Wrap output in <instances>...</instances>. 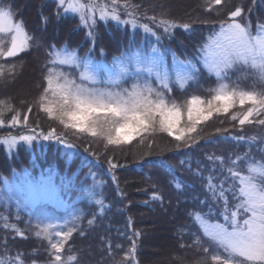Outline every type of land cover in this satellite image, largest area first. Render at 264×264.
Segmentation results:
<instances>
[{"label": "trees", "instance_id": "obj_1", "mask_svg": "<svg viewBox=\"0 0 264 264\" xmlns=\"http://www.w3.org/2000/svg\"><path fill=\"white\" fill-rule=\"evenodd\" d=\"M81 2L87 4L89 0ZM123 2L119 0L121 20L129 18ZM5 3L11 6L14 19L23 21L31 39L24 51L13 57H0V64L10 65L4 67V75L0 76V100L9 102L29 119L27 126L12 127L7 121L14 113H6L0 137L30 134V129L47 134L49 129H55L74 149L59 145V140L43 138H38L39 143L33 140L30 145L20 142L10 151L0 144V259L7 264L19 254L24 264H50V245L33 236L29 229L35 211L28 199V184L43 180L66 204L60 216L71 208L83 210L74 226L76 231L61 251L65 264H215L212 255H220L223 260L226 255L223 249L203 234L191 214H207L209 204L215 209L222 207L221 202L212 200L208 177H213L216 185L224 182V188L232 186L233 191H238L239 181L232 178L228 169L247 174L249 161L264 157V127L251 124L241 129L229 114L214 115L198 124L187 143L166 132L144 133V137L149 135L146 140L159 145L158 150L166 149L146 156L133 146L139 137L119 146L105 147L101 140L93 143L91 139H95L91 136L77 133L78 136L48 117L37 102L47 84L44 76L53 66L49 54L54 50L75 51L79 58L99 63L154 45L165 54V59L173 54L181 61H192L199 69L195 79L189 80L184 88L170 82L171 91L164 90L167 101L183 106L192 95L208 99L218 80L199 62L200 47L216 32L221 21L229 20L230 12L237 6L244 9L242 15L251 21L252 27L264 23V0H256L251 12L248 9L253 7L252 0H221L220 5L213 7H209L210 0H129L138 6L128 9L135 14L137 26L112 19L102 21L97 13V23L92 29L95 42L88 36L89 28L80 23L79 14L58 8L56 0H5ZM97 3L111 7V0ZM150 17L156 21H175L176 26L165 33ZM185 23L190 29L181 27ZM141 24H149L156 35L146 32ZM0 38L6 43L10 39L3 34ZM243 71L244 68L234 69L224 81L246 88L253 80L241 78ZM129 81L127 77L118 85ZM238 136L244 139H235ZM253 136L256 140L250 142L248 138ZM154 151L157 150H151ZM245 153H249L248 159H237ZM109 160L117 167L111 168ZM154 193L159 199H153ZM228 198L230 211L234 210L232 205L239 200H233L231 192ZM96 200H102L103 205L96 204ZM5 217L8 224L23 232L22 236L4 227ZM244 218L237 217L241 221ZM204 219L225 223L215 211L204 215ZM133 242L134 257L129 254ZM70 256L76 259L69 260Z\"/></svg>", "mask_w": 264, "mask_h": 264}, {"label": "snow or ice", "instance_id": "obj_2", "mask_svg": "<svg viewBox=\"0 0 264 264\" xmlns=\"http://www.w3.org/2000/svg\"><path fill=\"white\" fill-rule=\"evenodd\" d=\"M252 3L253 7L248 9L249 12L254 10L256 0H252ZM220 4L221 0H210L209 7ZM57 6L65 8V11L78 13L80 23L89 28L88 36L93 42H95L96 35L92 29L97 23V13L102 21L112 19L130 24L134 28L138 24L135 14L128 11L129 8L138 6L130 4L129 0H124L122 5L129 17L124 20H121L119 0H111L110 8L107 4L97 3V0H89L87 4L82 3L81 0H57ZM243 12L244 9L237 6L234 11L230 12L229 20L221 21L220 30L209 35L207 42L199 49L201 53L199 62H202L207 71L215 74L216 79L221 81L216 88L211 89L213 94L208 99L192 95L185 105L181 106L175 102L169 103L164 93L157 91L150 80H145L144 83L137 81L131 85V88L117 90L89 87L86 83H76L64 72L51 67L44 76L47 84L37 102V107L48 117L59 121L66 129L88 134L93 138H102L105 147L126 144L135 137H139L143 142L144 133H155L156 131L175 135L178 141L187 143L192 140L190 134L197 130L200 122L221 114H229L230 119L237 121L241 129L251 124L264 127V23L257 24L256 34L253 35L251 21L242 15ZM47 19V17L44 18L45 22ZM149 19L157 22L165 33L176 26L175 21L167 19L156 21L155 17ZM241 20L245 22L242 23ZM139 26L146 32L156 35L149 24ZM181 27L190 29L191 26L185 23ZM0 34L10 37L7 43L0 38V57H13L24 51L31 39L25 32L23 21L14 19V12L5 0H0ZM51 47L55 49V45ZM158 52L159 49L153 46L152 52L147 55H142L137 51L131 56L122 54L121 57L114 58L117 71L109 76L106 83L115 88L125 77L146 72L149 76L154 75L162 88L171 91L169 73L163 64L162 57L157 59ZM49 55L52 56L50 63L53 65L57 63L75 64L78 68L81 67L80 58L75 51L54 50ZM89 63L88 60L83 62L84 70L80 73V80L95 85L99 81L97 76L89 71ZM181 64L183 71L176 73V83L180 88H184L189 80L195 79V74L199 69L192 61L181 62ZM130 66L134 67V71ZM236 68H244L245 71L241 73V78L251 77L253 83L246 88L223 83L222 81L226 80L229 73ZM3 75L4 67L0 65V76ZM29 111H31L30 108ZM8 112L14 113L10 121H7L8 125L27 126L29 117L21 115L9 102L4 100H0V126L6 124L5 114ZM217 131L219 132L220 129ZM29 133L8 136L0 142L6 144L9 149L14 147L18 141L31 144L38 138L56 139L61 143H66V140L57 134L55 129H49L47 134L43 131L35 133V129H30ZM235 139L243 140L244 137L238 136ZM248 139L254 142L256 137ZM68 146L73 147L74 145L69 144ZM209 158L212 159V157ZM248 158L249 153H245L243 157H237L238 160ZM215 159L221 160L220 157ZM108 163L111 168L117 167L112 164L111 160ZM232 163L235 164V161ZM228 172L234 180L238 179V191H233L232 186L224 188V182L216 185L213 183L214 178L208 177L207 187L212 193V200L221 202L222 207L215 209L213 204H209L207 214L196 212L191 215L194 216L195 222L199 223L203 234L222 248L226 254L223 260L220 255H212L211 260L215 264H264V157L260 161L250 160L247 165V174H241L233 168H229ZM176 187L180 189L181 185L177 183ZM229 192L232 193L233 200H239V203L232 205L234 210L231 211ZM153 199H159V197L154 193ZM95 203L103 205L102 200H96ZM214 211L217 215L223 216L225 223H210L204 219V215H211ZM242 215L246 218L242 221L237 219ZM79 218L74 216L73 221ZM4 220L6 229L10 227L19 235H23L22 231L16 229V225L7 223L6 217ZM89 223L93 221L90 220ZM36 227L38 230L35 235L49 241L52 253L50 264H65L61 251L64 250L76 228L55 232L58 239L52 242L55 225L37 224ZM196 242H200L199 237L196 238ZM135 251L136 245L133 242L129 254L134 257ZM68 259L75 260L76 257L70 256ZM0 264H6V261L0 259ZM7 264H24V262L18 254Z\"/></svg>", "mask_w": 264, "mask_h": 264}, {"label": "rangeland", "instance_id": "obj_3", "mask_svg": "<svg viewBox=\"0 0 264 264\" xmlns=\"http://www.w3.org/2000/svg\"><path fill=\"white\" fill-rule=\"evenodd\" d=\"M98 17H99V15H98ZM256 26L257 25H255V26H253L251 28V31H252L253 35L256 34V30H257ZM219 30H220V28L218 26L216 32H218ZM206 42H207V38L205 39L204 43H206ZM152 48H153V46L148 47L147 49H145V50H143L141 52L139 51V52L142 55H147V54H150L152 52ZM156 48L159 49L158 47H156ZM62 50L65 51V52H72V51H68L66 49H62ZM137 51H135V52H137ZM135 52H128V53H125L124 55L125 56H131ZM121 56H119V57H121ZM200 56H201V53L199 51V57H198L199 60H200ZM5 57H3V58H5ZM156 57H157V59H160L162 57L163 64H164V66L167 67V70H168V73H169V83L172 82V83L177 84L176 83V73L183 71V65L181 64V62H187V61H181L180 59L175 57L173 54L171 55L170 59L167 60V59H165L166 58L165 54L162 53L160 49H159V52L156 54ZM51 60H52V57H51ZM85 60H88L90 62L89 63V71L94 73L97 76V79H98L99 82L97 84H95V85H92L91 83H89L87 81H83L82 82L80 80V73H81V71L84 70L83 69V62ZM80 62H81V67H79V68L75 64H70L69 65V64H59V63H57L56 65H53L52 67H56L59 71L64 72L65 74H67L69 76L70 79L75 80L76 83H78V84L79 83H86L87 86H89V87L110 88V89H113V90H117V89H122V88H131V85L133 83H136L137 81L140 82V83H144L145 80H150L152 86L154 88H156L157 91H160V92L164 93L165 89L162 88L159 85V82L156 80L155 76L154 75L149 76L148 73H146V72H140V73H136L135 75L127 76V77L130 78V81L127 82L124 85H117V86H115V88H114L113 85H111L109 83H106V81L108 80L109 76L110 75H114L115 72L117 71V68H116V65H115V62H114V58L111 59L110 61L99 62V63H94L92 60L87 59V58H80ZM201 64H202L203 68L207 71V69L204 67L202 62H201ZM0 65H2V64H0ZM6 66L9 67L10 65H5V63H4L3 67H6ZM130 68L134 71V67L133 66H130ZM210 74H212V73H210ZM213 75L215 76V74H213ZM127 77H125L124 79H126ZM222 82L229 84L226 81H222ZM218 83H221V81H218L216 86H214V88L217 87ZM186 101L184 102V105H185ZM67 130L68 131H73L75 134H77V132H75L72 129H67ZM79 134L88 135V134H84V133H79ZM79 134H77V135L79 136ZM172 136H175V135H172ZM6 137H8V136H6ZM147 137H149V135L144 137L143 142H141L140 138L135 137V138H138V142L133 143V146L137 147V151L138 152H140L141 154L145 155L147 153H157V152H162V151L166 150L165 148H163L162 150H158L159 147L157 149L156 146H159V145L155 144V141H151V140H148V139L146 140L145 138H147ZM3 138H5V137H0V140H2ZM91 138H93V137H91ZM93 139H95V140L91 139V141L93 143H98V141H100V140L103 143H105L102 138H93ZM153 140H155V139H153ZM20 142H24V141H18L16 143V145L14 147H12L11 149H9V147L6 144L2 143V142H0V144H3L4 147L8 151H10V150L15 149L17 144L20 143ZM24 143L26 145H30L27 142H24ZM37 143H39L38 139H37ZM69 144H71V143H69L67 141H66V143L59 142V145L65 147V148H67V149H69L71 151L72 149H74V146L73 147H69L68 146ZM96 146H98V144ZM146 148H148V149H146ZM153 149H155L157 151L151 152V150H153ZM148 155L149 154H147L146 156H148ZM157 155H159V154H157ZM48 186L49 185H47V183L45 181H43V180L37 182L36 184H30L29 183L28 184V190H29L28 199H29V202L32 205V209L35 211L34 215L32 214L31 224L29 225V229L31 230L33 236H35L39 240L43 239L49 244V241L47 239H44V238H41V237H37L35 235V232L38 230L36 225L37 224H41V225H43V224H52V225H55L56 228L53 231V240H52V242H55V240L58 239V237L55 236V232H58V231H61V230L62 231H68L69 228H73L75 226V224L77 223V220L73 221V217L74 216L81 217L83 210H79L76 207L75 208H71L70 210H67L62 216H60V214L63 213V210H64L66 204L63 203L60 200V198H58L57 193L53 189L49 188ZM212 223H216V222H212Z\"/></svg>", "mask_w": 264, "mask_h": 264}]
</instances>
